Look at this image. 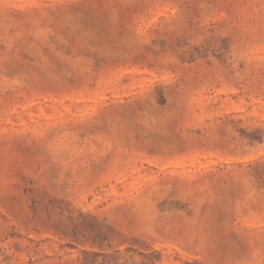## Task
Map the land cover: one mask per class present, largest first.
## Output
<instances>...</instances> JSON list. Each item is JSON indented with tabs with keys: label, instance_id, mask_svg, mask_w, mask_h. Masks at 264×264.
<instances>
[{
	"label": "rangeland",
	"instance_id": "obj_1",
	"mask_svg": "<svg viewBox=\"0 0 264 264\" xmlns=\"http://www.w3.org/2000/svg\"><path fill=\"white\" fill-rule=\"evenodd\" d=\"M0 264H264V0H0Z\"/></svg>",
	"mask_w": 264,
	"mask_h": 264
}]
</instances>
